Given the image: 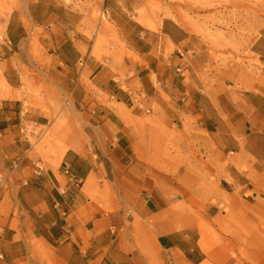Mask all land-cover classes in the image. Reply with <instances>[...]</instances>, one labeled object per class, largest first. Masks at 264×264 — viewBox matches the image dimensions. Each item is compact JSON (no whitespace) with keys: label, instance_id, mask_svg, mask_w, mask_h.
I'll list each match as a JSON object with an SVG mask.
<instances>
[{"label":"crops","instance_id":"1","mask_svg":"<svg viewBox=\"0 0 264 264\" xmlns=\"http://www.w3.org/2000/svg\"><path fill=\"white\" fill-rule=\"evenodd\" d=\"M29 18L0 39V264H264V27L223 67L170 18L101 45Z\"/></svg>","mask_w":264,"mask_h":264},{"label":"rangeland","instance_id":"2","mask_svg":"<svg viewBox=\"0 0 264 264\" xmlns=\"http://www.w3.org/2000/svg\"><path fill=\"white\" fill-rule=\"evenodd\" d=\"M37 0H0V39L6 23L15 28L29 21V6ZM58 10L65 25L79 24L98 45L118 42L119 35L112 20L123 22L135 14L143 25L170 18L185 25L192 35L191 45L199 58L211 66L247 61L251 45L264 27V0H43ZM66 12L67 14L60 15ZM33 51L37 45H32ZM13 50H17L15 46ZM211 228L205 229L210 241ZM254 247L264 246V225H254ZM212 242V239L211 241ZM212 244V243H211ZM245 255V253H239ZM259 252L253 263L258 264Z\"/></svg>","mask_w":264,"mask_h":264},{"label":"bare ground","instance_id":"3","mask_svg":"<svg viewBox=\"0 0 264 264\" xmlns=\"http://www.w3.org/2000/svg\"><path fill=\"white\" fill-rule=\"evenodd\" d=\"M203 233H205V232H203ZM203 233L201 232L202 235H203ZM202 235H201V236H202ZM205 235H206V234H205ZM207 237H208V236H207ZM204 239H205V238H204ZM206 239H207V238H206ZM201 242H203V241H201ZM201 244H202V243H201ZM201 247H202V245H201ZM208 249H209V248H208ZM206 253H207V252H206ZM209 253H210V252H209Z\"/></svg>","mask_w":264,"mask_h":264}]
</instances>
